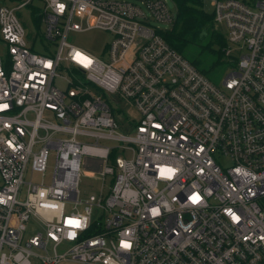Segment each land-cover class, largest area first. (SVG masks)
<instances>
[{"label": "built area", "instance_id": "built-area-1", "mask_svg": "<svg viewBox=\"0 0 264 264\" xmlns=\"http://www.w3.org/2000/svg\"><path fill=\"white\" fill-rule=\"evenodd\" d=\"M197 1L234 57L223 87L153 25L167 0L0 5V264H264V0ZM95 29L102 56L69 40Z\"/></svg>", "mask_w": 264, "mask_h": 264}, {"label": "rangeland", "instance_id": "rangeland-1", "mask_svg": "<svg viewBox=\"0 0 264 264\" xmlns=\"http://www.w3.org/2000/svg\"><path fill=\"white\" fill-rule=\"evenodd\" d=\"M21 0H0V5L5 4L7 6H14ZM138 3H140V0H135ZM168 7L172 11V14L175 18V21L178 19V3L176 0H167ZM203 9L208 12L209 14L214 13V8L211 5L209 1H206L202 4ZM40 11V6H27L21 9L16 10V15L22 22L26 33L28 34V38H33L35 34L40 35L43 32L44 26L42 23L36 22L35 17ZM216 23V22H215ZM153 25L158 27L162 31L170 30L174 26V23H166V22H159V21H153ZM216 27L219 32H221L225 39H226V33L224 28L216 23ZM69 40L72 41L74 44L89 49L91 52L95 53L98 56H102L101 52L105 48L106 44L110 42L111 36L109 33L101 30H90L86 32H78V33H72L69 35ZM186 57L191 56L192 53L196 54V50H188L186 53L182 52ZM218 53H214L213 55L206 56L202 58L203 64L202 67H208L211 68V70L208 72L210 75L209 79L216 84L219 87H223V81L225 77L233 70V66L235 65V61L233 60L234 57H228L222 56V59L219 58ZM187 57V58H188ZM190 58V57H189ZM188 58V59H189ZM190 60V59H189ZM224 60V61H223ZM191 61V60H190ZM55 83L58 85H62L61 80L56 78ZM91 142V141H88ZM102 145H106V143H101ZM226 165H230L231 162L226 159L224 161ZM53 163V155H50L49 163H48V169L47 174L44 177V181L46 183L50 180V174H51V165ZM32 179L33 181H40L41 177L36 172H32L30 169L27 170V173L25 175V180ZM100 186V182L97 180L91 178L88 176V174H85L83 178L81 179L80 189L82 190V193H85V195H88L90 193H94L96 188ZM34 232V230L31 229L26 234L27 236L31 235Z\"/></svg>", "mask_w": 264, "mask_h": 264}, {"label": "trees", "instance_id": "trees-1", "mask_svg": "<svg viewBox=\"0 0 264 264\" xmlns=\"http://www.w3.org/2000/svg\"><path fill=\"white\" fill-rule=\"evenodd\" d=\"M176 2L179 7L178 19L172 29L161 31V34L181 53H186L190 48L196 50V54L192 53L190 58L187 57L199 70L210 77L211 68L202 67V58L214 53L224 57L226 39L218 31L214 15L206 12L200 2L197 0H176ZM222 56L219 58L222 59Z\"/></svg>", "mask_w": 264, "mask_h": 264}, {"label": "snow or ice", "instance_id": "snow-or-ice-1", "mask_svg": "<svg viewBox=\"0 0 264 264\" xmlns=\"http://www.w3.org/2000/svg\"><path fill=\"white\" fill-rule=\"evenodd\" d=\"M62 7V6H61Z\"/></svg>", "mask_w": 264, "mask_h": 264}]
</instances>
